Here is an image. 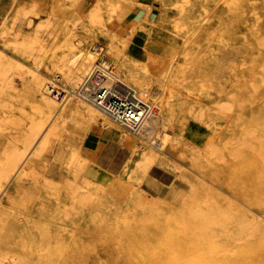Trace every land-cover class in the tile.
<instances>
[{
	"label": "bare ground",
	"instance_id": "obj_1",
	"mask_svg": "<svg viewBox=\"0 0 264 264\" xmlns=\"http://www.w3.org/2000/svg\"><path fill=\"white\" fill-rule=\"evenodd\" d=\"M20 1L0 15V231L11 234L0 264H264V210L244 203L264 205V0H157L158 11L92 0L59 37L41 36L49 24ZM156 16L183 38L165 65L130 44ZM100 57L112 67L100 84L146 105L137 127L93 98ZM68 125L100 127L96 147L85 155L73 135L78 149L54 146ZM117 142L123 159L107 165ZM47 150L59 167L45 168ZM172 161L180 180L151 199L141 179ZM225 173L234 198L218 184Z\"/></svg>",
	"mask_w": 264,
	"mask_h": 264
},
{
	"label": "rangeland",
	"instance_id": "obj_2",
	"mask_svg": "<svg viewBox=\"0 0 264 264\" xmlns=\"http://www.w3.org/2000/svg\"><path fill=\"white\" fill-rule=\"evenodd\" d=\"M22 1L21 2L23 3L22 4L23 7L33 9L32 16L37 20L36 24L43 23L44 24L43 26L49 24L47 27H44L45 29L42 28L43 31L40 28L41 36H45L47 34L46 33L47 31H52L53 32L52 35H56L57 37H59L60 27L65 21H69V22L75 21L76 19H78L79 16H82L92 7V0H22ZM142 2L150 5L152 4L155 11H158L160 9V3L157 0H142ZM115 3L116 5H125V2L123 0H115ZM108 8L109 6L103 5L101 9L102 11L107 12ZM136 8L137 5H134V9ZM159 19L160 16H156L152 19H148L145 22L144 21L138 22L136 24V30L139 31V33L134 35V39L130 42V44L132 45L134 54L138 55L140 59L143 60L145 59L144 46H146L148 50L156 53L159 56L158 58L160 62L163 65H165L168 63L167 59L173 54L174 49L182 45L183 38L182 36L176 35L170 30H167L166 28L156 25V22L160 21ZM182 122H183L182 117L177 116L175 120V127L179 128ZM71 128L72 127L69 125L63 128L58 139L54 141L55 144L54 146L58 145V143L62 141L65 143L66 148L68 147L77 148L78 142L73 141L72 139V135H73V137L75 136V139L77 141L85 140L86 145L84 144L85 151L83 152L85 153V155L89 153L88 150H91L96 147L97 144L96 136L100 132V127L95 126L90 131L88 136L83 135V132L74 135ZM5 134L6 131L0 130V139H2L3 136H5ZM10 135L12 139H14V137L16 136V131L14 130V128L10 129ZM80 145H82V143ZM117 146H120L122 148L124 147L122 146L121 142L116 144L114 148L116 149ZM100 151L96 152L95 159L102 158ZM42 162L45 168L47 169L50 168L53 169L60 166L59 161L56 160L55 158V153L49 150L43 153ZM174 163L176 162L172 161L170 164H166V165H155L152 168H150L141 179V184L145 189V192L148 193L151 199L158 200L160 194L163 193L166 188H170L174 184V180H180L178 177V175L180 174L179 168L183 166L178 162H177L178 164H174ZM185 171L190 175L192 179L198 178L197 174L189 171L188 169H185ZM102 174L105 175L110 173L105 169L104 171H102ZM231 177H232L231 173L229 174L225 173L224 175L221 176V178H218V184L222 186L223 193L225 195L234 198L236 194L233 191V189L229 187V183L232 182ZM182 183L185 184L184 182ZM244 203L247 207L251 209L258 210L260 212L264 210V205L262 204H250L245 200ZM22 218H23V214L17 213L16 218L13 217L12 221L18 223ZM82 222H83L82 220L79 221L80 224H82ZM161 222L164 223L165 220L162 219ZM5 235H11V234L9 232L0 231V239L3 238ZM93 247L94 250L96 251L103 250L105 248L104 244H102L99 240L96 242V244L93 245Z\"/></svg>",
	"mask_w": 264,
	"mask_h": 264
},
{
	"label": "built area",
	"instance_id": "obj_3",
	"mask_svg": "<svg viewBox=\"0 0 264 264\" xmlns=\"http://www.w3.org/2000/svg\"><path fill=\"white\" fill-rule=\"evenodd\" d=\"M110 66L107 58L100 57L98 59L97 66H95L91 76L93 77V86L91 87L93 98L116 119L129 126L137 127L145 115L146 105L135 98L124 95L114 86L105 87L100 84L107 78L104 71L110 72L112 70Z\"/></svg>",
	"mask_w": 264,
	"mask_h": 264
},
{
	"label": "crops",
	"instance_id": "obj_4",
	"mask_svg": "<svg viewBox=\"0 0 264 264\" xmlns=\"http://www.w3.org/2000/svg\"><path fill=\"white\" fill-rule=\"evenodd\" d=\"M14 0H0V15L6 12L12 4ZM21 2V1H20ZM1 17V16H0ZM115 147V145H114ZM118 150V151H117ZM123 148L120 146H117V148L114 150H111L108 152L107 156H103L104 162H107L105 164L109 165H117L120 163V161L123 159ZM120 159V161H119Z\"/></svg>",
	"mask_w": 264,
	"mask_h": 264
}]
</instances>
